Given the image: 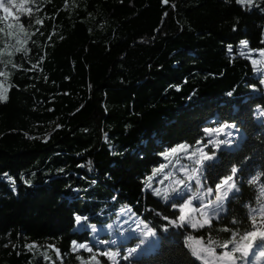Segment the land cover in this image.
<instances>
[{
    "label": "trees",
    "instance_id": "16d2710c",
    "mask_svg": "<svg viewBox=\"0 0 264 264\" xmlns=\"http://www.w3.org/2000/svg\"><path fill=\"white\" fill-rule=\"evenodd\" d=\"M25 7L31 15L16 22L0 10V71L7 73L0 77L7 97L0 101V179L19 185L15 194L0 181V264H81L76 257L91 254L73 252L71 242L92 243L87 226L121 211L135 212L160 240L154 251L120 264H203L185 237L228 239L222 229L237 227L233 217L242 229L245 205L264 200V175L248 183L264 173V64H252L264 50V0H28ZM224 122L243 132L234 148L217 153L222 173L241 169L240 192L211 229L176 227L164 217L176 218L171 205L179 197L165 201L155 191L184 178L180 166L191 161L161 153L185 142L195 148L208 140L204 128ZM191 185L186 196L196 190L195 180ZM76 214L88 220L77 225ZM138 241L134 234L91 246L117 250ZM33 243L40 248L29 250ZM258 253L249 254V264H262Z\"/></svg>",
    "mask_w": 264,
    "mask_h": 264
},
{
    "label": "snow or ice",
    "instance_id": "6c2138e0",
    "mask_svg": "<svg viewBox=\"0 0 264 264\" xmlns=\"http://www.w3.org/2000/svg\"><path fill=\"white\" fill-rule=\"evenodd\" d=\"M10 2L12 7L31 15L32 9L25 7L28 4V0H10ZM162 2L167 4L168 0H162ZM235 2L238 5L251 6L254 0H235ZM0 10L4 12L3 19L13 17V12L9 7H5L3 0H0ZM35 24L43 25V21L41 19H36ZM9 27H11V25H9ZM19 27L21 30L24 29L23 24H20ZM24 43H26V40L18 41V44L23 45ZM241 45L247 46L248 41H241ZM23 50L25 54L29 51V49ZM15 51L19 52L21 48H16ZM229 51H231V48ZM8 55L11 56L12 52H9ZM260 55L262 59L259 63L264 64V50H260ZM8 63H11V61L9 60ZM257 63L256 60H252L253 65ZM16 67L18 66L13 64V68ZM33 68H35V65H33ZM6 75L7 73L5 71H0V77ZM260 83L264 84V80H261ZM5 91L4 84L0 82V101L7 99ZM229 95H232V93H229ZM235 128V123L230 124L228 122L221 123L216 127H206L203 129L204 133L209 137L206 142L196 141L195 148L187 142L179 143L170 147L167 152L161 153L164 157L175 154L178 157L183 156V158L191 161L190 166H180L179 171L184 174V178L174 179L172 186L169 189H165L163 192L160 190L155 191V195L163 196L165 201H168L172 197H179V201L171 205L173 209L178 211L176 218L169 219L167 216L164 217L170 224L176 227L188 226L193 230L204 229L206 227L211 229L213 219L219 220L222 214L227 213L229 195L232 194V198L235 199L236 194L240 192L236 177L238 173L241 172V169L236 165H232L227 174L222 173L218 165L219 156L217 153L221 150L222 146L224 148H232V133L228 130ZM221 136L228 138L221 139ZM209 145L211 147H209ZM164 167V165H160L161 169ZM262 175H264V173H256L248 180V183H256ZM165 179H167V176ZM209 179L213 181L212 185L206 183ZM193 180H195L196 183V191L186 196L187 192H191V182ZM10 183L14 184L15 181L10 179ZM161 183H163V181H161ZM259 195L260 197H264V186L260 187ZM194 200L199 201L198 207L193 204ZM257 203L259 205L257 208L245 205V207H249L247 226L241 229L239 225L242 222L233 217L231 223L237 225V227H224L222 229V231L230 232V237L228 239L223 241L214 240L209 235L207 243H204L203 234L200 236L192 234L187 235L184 240V245L190 251L191 256L195 257L196 260L202 261L203 264H238V261L242 262V264H249L247 260L249 254L253 252L254 249H259V256L264 257V200L258 197ZM74 219L76 224L80 225L82 221L86 222L88 217L76 214ZM90 227L93 231L96 230L95 224L90 225ZM136 227L140 229L141 225L137 224ZM164 230L167 231V228ZM155 237V229L149 228L145 224L143 230L139 232V245L146 243L151 244ZM100 243L115 244L116 241L113 240L109 242L105 240L100 241ZM27 247L31 250L36 247V245L33 243L27 245ZM48 247L53 248L57 256L60 255L59 249L52 245ZM217 247L224 249V251L217 254ZM71 248L73 252L84 250L91 254L87 261H84L81 256H77L76 259L80 260L81 264H101L98 256L106 257L111 264H119L118 258L120 257V252L117 250L109 249L108 251L96 252L88 242H79L76 240L71 242ZM136 252L137 248H129L127 249V255L123 258L127 260L129 256H132ZM45 259H48V257L45 256Z\"/></svg>",
    "mask_w": 264,
    "mask_h": 264
},
{
    "label": "rangeland",
    "instance_id": "374dc122",
    "mask_svg": "<svg viewBox=\"0 0 264 264\" xmlns=\"http://www.w3.org/2000/svg\"><path fill=\"white\" fill-rule=\"evenodd\" d=\"M5 7H9L10 10L13 12V17H9L7 19L9 22L18 21L19 18L21 17V15H26V16L29 15V13H27V12H23V11H20V10H18L16 8L12 7L11 3L6 4ZM2 14H3V17H4V12L3 11H2ZM253 60H256L258 62L256 64V66H258V65L260 66L261 65V63H259L260 58L259 59L258 58L257 59H253ZM262 68H263V66H262ZM5 89H6V86H5ZM5 95H6V91H5ZM228 131H230L232 133V136H231V139L233 141L232 148H234V146L236 144H238L240 142V140L243 138V132L238 130L237 128L229 129ZM220 138L221 139H227L228 137L221 136ZM208 139H209V137H208ZM227 149H229V148H227ZM10 179L14 180V179L10 178L8 175H5V176L1 177L0 181H3L5 183H7V185L10 187V189L15 194H17L19 185L16 183L15 180H14L15 181L14 184L10 183ZM13 189H15V190H13ZM231 195L232 194H230L229 197ZM103 215H104V213L102 212L98 216L99 217H103ZM137 218H138L137 214L135 212H133V211H122V213L117 215L114 219H112V220H110V221H108L106 223H96L95 224L96 225V230L95 231H93L91 229V227H90V225H92V224H89L87 227L91 231V240L94 242V241H96L97 239H99L103 235H110L112 238H114V237H116L119 234V231H120L121 234H126V236L123 238V240H126V237H130V236H132L134 234L139 235V232L141 230H143V226L145 224L144 223H141V224L139 223L141 225L140 229H137L136 226H132L133 224H131V223L133 221L137 220ZM213 220H216V219H213ZM130 226H132V228H130ZM159 240H160L159 237L156 235V237L153 238V242L151 244H147L146 243V244H143V245H139V241L136 242L134 247H129V248H137V252L134 253L132 256H129V258L127 260L135 259V258L140 257L142 254H146V253L154 251L159 246ZM106 245H108V244H103L102 243L101 247H107ZM48 246L46 247V249H50L51 251H54L53 248H50V247L48 248ZM39 248L40 247L36 245V247L32 248L31 250H38ZM129 248L117 249V251L120 252V257L118 258L119 264H120V262L125 260L123 257L125 255H127V249H129ZM109 249L110 248H106L105 250H96V252L108 251ZM122 250H123V252H122ZM86 253H88V252H86ZM88 258L85 259V261H87ZM100 258H103L105 261H107L109 264H111V262L106 257L98 256V259H100ZM44 260H46V259L44 258ZM58 260H60L59 257H58Z\"/></svg>",
    "mask_w": 264,
    "mask_h": 264
}]
</instances>
